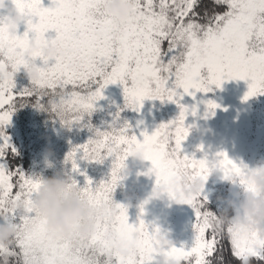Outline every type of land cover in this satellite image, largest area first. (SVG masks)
Wrapping results in <instances>:
<instances>
[{
  "label": "snow or ice",
  "instance_id": "1",
  "mask_svg": "<svg viewBox=\"0 0 264 264\" xmlns=\"http://www.w3.org/2000/svg\"><path fill=\"white\" fill-rule=\"evenodd\" d=\"M212 2L226 5L227 10H206V23L201 24L195 11L199 0H159L158 4L133 0L132 12L117 24L107 14L97 16L103 0H51L50 7H43L41 0H12L26 28L23 34L17 30L9 33L5 17L0 16V225L16 228L10 243L13 247L0 244V264H9L10 257L16 258L17 264H157L161 256L165 264H213L211 258L223 239L224 223L218 214L201 211L203 204L198 202L207 201L202 197L203 187L185 195L171 187L172 180L181 169L203 181L215 170L233 183L239 178V186L247 191L248 167L224 152L212 159L184 155L181 142L187 136L184 120L189 109L180 101L185 95L219 88L226 80L248 82L245 100L264 94V0ZM50 31L55 35L46 36ZM254 36L259 45L253 44ZM165 41L166 52L162 51ZM50 44L64 50L63 54L45 56L44 49ZM37 58L41 66L34 62ZM30 67L36 68L37 78L28 79L27 87L14 91V77ZM116 83L122 86L125 107L138 111L145 99L169 101L177 104V117L151 134L141 131L142 139L126 121H120L119 111L105 129L93 128L87 118L95 102L103 98L107 85ZM69 86L84 91H68ZM45 90H51L53 96L51 112L59 115L54 120L66 128H88L92 133L86 143L73 147L65 157L71 165V183L80 194L97 207L113 200L119 169L128 153L141 149L150 164L146 174L155 177V185L165 188L169 199L192 207L195 223L190 247L163 241L159 229H150L139 216L137 223H129L127 207L120 203L115 204L111 222L97 218L94 232L86 238L75 231L74 240L52 234L34 204L42 178L9 167L8 151L15 156L16 149L2 131L17 98L24 101L35 96L33 106L46 111ZM206 104L208 110L217 107L210 100ZM62 111L74 114L68 119L60 115ZM191 114H195L194 107ZM78 153L83 155L78 157ZM107 157L112 158L110 179L93 182L85 177L81 186L72 178L71 174L83 175L78 158L102 162ZM14 177H18L16 184ZM16 202L23 204L19 211ZM140 208L142 213L143 204ZM209 230L210 239L206 236ZM226 232L234 258L264 261V235L234 229L230 222Z\"/></svg>",
  "mask_w": 264,
  "mask_h": 264
},
{
  "label": "rangeland",
  "instance_id": "2",
  "mask_svg": "<svg viewBox=\"0 0 264 264\" xmlns=\"http://www.w3.org/2000/svg\"><path fill=\"white\" fill-rule=\"evenodd\" d=\"M41 4L43 7H50L51 0H41ZM0 16H4L2 10H0ZM25 28L26 25L21 20L17 26V34H23ZM54 35L52 31L46 33V36ZM167 47H165V52ZM164 60L166 63L167 57H164ZM34 62L37 66H41L42 62L39 58ZM78 89H72L69 86L68 91H78ZM212 90L215 91L212 96L211 91L197 92L195 96L185 95L180 101L189 109L184 125L190 129L189 134L181 142L182 153L197 159L202 157L212 159L216 153L224 152L231 160L238 164L243 163L248 168L264 161V94L245 100L248 82L244 80H226L219 88L212 86ZM116 93H118V88L115 85L109 90L102 91L103 98L96 101L95 106L103 105L107 98L113 97ZM209 100L217 105L215 109L208 110L206 102ZM193 107L195 108L194 115L191 114ZM178 113L179 108L175 103L145 99L141 102L138 111L133 110L132 114L138 116L134 132L138 139H142L139 136L141 131L151 134L160 124L174 120ZM15 121L14 108L9 123L2 129L12 146L14 137L19 135ZM209 124L212 125L207 127ZM47 155L50 154L47 153ZM66 155L64 150L62 152V148L58 147L60 159H64ZM49 158L51 157L43 159V165L49 164ZM91 163L96 164L94 161H89L81 163V166L78 165L80 172L83 173L80 181L84 182L87 177L94 182L89 168ZM125 165H128L130 169L125 177L128 200L124 204L127 207L129 223H137L139 216L150 229L158 228L160 233L175 246L190 247L193 242V224L195 223L192 207L169 199L167 194L160 198L151 196L155 177L146 174L150 167L149 162L144 161L141 164L129 157L125 160ZM240 191L239 185L223 179L219 171L211 172L202 189V197H206L207 201L206 203L202 200L198 202L203 204L201 211L213 213L227 211L228 201L239 199ZM141 204H143L142 213ZM157 261L163 264L164 257H158Z\"/></svg>",
  "mask_w": 264,
  "mask_h": 264
},
{
  "label": "clouds",
  "instance_id": "3",
  "mask_svg": "<svg viewBox=\"0 0 264 264\" xmlns=\"http://www.w3.org/2000/svg\"><path fill=\"white\" fill-rule=\"evenodd\" d=\"M133 6V0H103L97 16L102 17L107 14L118 24L128 17L133 10ZM0 10L4 12L7 30L9 33H14L17 30L18 23L23 19L22 16L12 0H0ZM63 52L64 50L57 48L54 44H50L44 49V55L49 58L63 54ZM25 74L28 79H35L38 76L35 67L25 69ZM189 132L190 129L187 128V135ZM129 157L141 164L145 161L141 149H133L128 153L126 159ZM129 171L130 169L124 163L123 167L119 169V175H126ZM245 178L250 190L246 191L240 187V198L229 200L228 210L221 213L219 219L224 224L230 222L234 229L246 232L254 231L264 235V161L247 168ZM228 181L232 182L231 180ZM204 183L205 181L199 177L191 176L186 170L181 169L173 178L171 187L178 193L182 192L188 195L199 192ZM235 184L239 185V178L236 179ZM165 194L166 189L156 186L154 183L151 196L160 198ZM116 203L109 200L108 203L101 204L98 207L90 204L80 194L76 186L71 183L70 174L66 172H57L51 177L42 178L34 197L35 207L46 221V227L52 234L73 240V231L81 238H86L94 232L97 218L111 222L115 215ZM14 207L19 211L22 209L23 204L22 202H16ZM15 232L14 225H0V244H10ZM160 238L165 242H171L164 235H161ZM120 251L124 252L125 249L121 248ZM250 259L242 260L241 264H250ZM157 264H161V261H157ZM163 264H165V261Z\"/></svg>",
  "mask_w": 264,
  "mask_h": 264
},
{
  "label": "trees",
  "instance_id": "4",
  "mask_svg": "<svg viewBox=\"0 0 264 264\" xmlns=\"http://www.w3.org/2000/svg\"><path fill=\"white\" fill-rule=\"evenodd\" d=\"M155 4L159 3V0H154ZM158 10V8H157ZM218 12L223 13L227 10L226 5L216 6L212 0H199V6L195 9L196 20L198 23H206L204 18V12ZM253 44L259 45V39L253 37ZM168 46L167 41L162 44V51L165 52V47ZM10 70V69H9ZM14 83L16 85L14 91L22 90L28 86V78H26L24 72L18 73L14 77ZM118 88V93L113 97L107 98L102 105H94V110L87 118L93 128L105 129L112 121L113 115L119 111V119L121 122H127L131 126V130L134 132L136 124L138 123V116L133 115V109L124 106L123 89L119 83L109 84L104 90H109L112 86ZM59 89H57V95L55 99L59 100ZM78 91L83 92L84 89L79 88ZM215 92V91H214ZM211 90L210 95H214ZM212 98V97H211ZM53 99L51 90H45L43 103L46 111H43L35 106L36 97L25 98L24 101L16 99L15 103V122L19 135L13 139V147L16 149V155L13 156L11 151H8L7 162L9 167L14 169L19 167L25 174L40 178H48L53 176L57 171L66 172L70 174L71 165L67 164L64 159H60L58 156V147L64 150L67 154L73 147L86 143L92 133L88 128L72 127L71 129L61 125L58 119L59 115L52 113L50 109L49 101ZM21 103H24L21 106ZM74 113L70 111H62L60 115H64L65 118L70 119ZM209 124L207 127L211 126ZM111 131V129H108ZM50 155H47V153ZM82 153H78V157L82 156ZM49 158V164L43 165L45 158ZM87 159H77V165L81 166V163H88ZM125 163V161H124ZM88 166V165H87ZM128 166V165H127ZM88 168V167H87ZM90 173L93 176L94 182H100L102 180L110 179V173L112 168V158L107 157L102 162L91 163L89 165ZM72 178L82 186L81 176L79 174H71ZM126 175H120V179L112 193V199L114 202L124 205L128 198V189L125 184ZM18 177L13 178V183L16 184ZM17 189H13V194ZM224 212H217L220 215ZM227 223L224 224V236L220 239V243L217 245V252L211 258L213 264H220V258L222 257V264H241L239 260L232 256L231 245L227 237ZM211 230L206 232L207 238H211ZM10 247L13 245L8 244ZM19 251L18 249H16ZM103 259V258H101ZM9 264H17L16 258H9ZM250 264H264V261L257 260L256 258L250 259Z\"/></svg>",
  "mask_w": 264,
  "mask_h": 264
}]
</instances>
